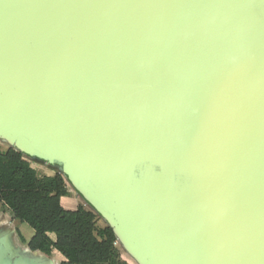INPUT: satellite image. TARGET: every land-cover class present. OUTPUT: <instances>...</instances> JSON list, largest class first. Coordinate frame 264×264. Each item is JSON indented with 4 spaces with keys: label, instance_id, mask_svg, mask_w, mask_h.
<instances>
[{
    "label": "water",
    "instance_id": "1",
    "mask_svg": "<svg viewBox=\"0 0 264 264\" xmlns=\"http://www.w3.org/2000/svg\"><path fill=\"white\" fill-rule=\"evenodd\" d=\"M151 48L140 99L129 59ZM0 132L64 155L144 264H264V0H0ZM148 159L191 184L141 194Z\"/></svg>",
    "mask_w": 264,
    "mask_h": 264
},
{
    "label": "trees",
    "instance_id": "2",
    "mask_svg": "<svg viewBox=\"0 0 264 264\" xmlns=\"http://www.w3.org/2000/svg\"><path fill=\"white\" fill-rule=\"evenodd\" d=\"M69 191L64 177H41L22 151L0 148V204L35 231L29 243L33 251L51 255L58 250L62 264H127L116 247L117 234L100 225L97 214L83 205L75 211L61 206ZM49 234L56 235L53 241Z\"/></svg>",
    "mask_w": 264,
    "mask_h": 264
},
{
    "label": "rangeland",
    "instance_id": "3",
    "mask_svg": "<svg viewBox=\"0 0 264 264\" xmlns=\"http://www.w3.org/2000/svg\"><path fill=\"white\" fill-rule=\"evenodd\" d=\"M157 50V48H151L149 54H145L144 52L149 51L144 49H134L131 53V57L129 59L130 64L132 66V73L134 74V80L131 87V94L138 95V98L141 99V95L144 94L152 76L154 75V71L156 69L158 58H155L154 51ZM159 51V50H158ZM129 98V99H128ZM130 99L133 101V103L130 102ZM125 101V103H123ZM114 108L119 112L120 115L124 114L127 116L128 120L132 119L134 122L138 121V114L132 112L130 110L135 109L134 105V98L133 97H115L113 102ZM123 103V105L121 104ZM144 126L145 131H154L156 134L161 135L163 132L168 133L172 130V127L175 125V119L171 115H161L156 116L153 119H147L145 122L141 123ZM17 139V140H15ZM15 148L17 150L24 151L25 153L29 152L28 148H25L22 137H17L12 132L5 133L0 132V148L2 151L7 150L8 148ZM25 148V149H24ZM30 153V152H29ZM44 157L36 155L37 160L36 163L39 162V164L42 167V170L40 172L41 175L47 178H53L57 174H61L64 179L67 180L68 174H66L67 170L65 166H68V160L65 158L64 155L55 154H43ZM162 161L159 162H153L148 161L142 162L141 166L139 167L138 171L140 172L139 176L136 174L137 179L135 182V185L139 189L140 187L143 189L141 191V194H150L152 191L151 189L155 190V194L157 196H162L163 192L162 189L159 190V188L163 187H175L177 186L179 188V191L182 190L184 187L191 184V178L188 174L181 173L178 170H175L174 167H171L167 165L168 167L163 166ZM41 169V168H40ZM40 171V170H39ZM49 175V176H48ZM192 176V175H191ZM211 179V178H209ZM70 180V178H69ZM186 181L188 183H186ZM215 181V180H213ZM194 182V181H193ZM209 183L211 184V181L209 180ZM151 187V188H150ZM69 188H72V192L69 191ZM67 189L70 194H74L78 196L79 199L84 200L85 197L83 196L81 190V186L75 182V185L73 186H67ZM80 189V190H79ZM159 190V192H158ZM81 192V193H80ZM177 193V194H176ZM179 192L172 193L171 196L169 195V199L171 200L170 203H167L164 201L165 205L167 206L171 204L172 206V213H169V216H167V219L174 220L176 219L175 213L173 211V205L175 204V199ZM166 201L169 200L166 197H163ZM97 204H99L96 201ZM162 202V204H164ZM142 204V203H141ZM166 212L168 211V208H166ZM98 211L102 210L101 213L103 214L102 219H100V225L105 226V223L109 224H116V222L110 217V214L108 211L101 209H97ZM116 234L120 238V245H118L119 255L121 257V260L124 261L127 264H135L137 260H135L138 256L137 253L134 251V243L129 235L130 232L126 229L125 226H115L116 228ZM139 258V257H138ZM144 261V260H143ZM146 262V261H145ZM140 264H144L143 262H140Z\"/></svg>",
    "mask_w": 264,
    "mask_h": 264
},
{
    "label": "crops",
    "instance_id": "4",
    "mask_svg": "<svg viewBox=\"0 0 264 264\" xmlns=\"http://www.w3.org/2000/svg\"><path fill=\"white\" fill-rule=\"evenodd\" d=\"M22 153L24 154L25 159L31 164V167L35 169L41 177H44L40 174L42 170L41 165L39 162H35L37 160L36 158L38 157H36V155L33 153H25L24 151H22ZM66 174H68L67 180L65 179L67 186L69 185L71 187L75 185V181L72 179L69 173ZM71 190L72 188H69L70 192L73 191ZM80 191L85 197L84 200L79 199L78 196L69 193L68 196L61 198V206L66 210L75 211L80 205H83L87 209L95 212L97 216L102 219V210L98 211L97 209L102 208L104 210V208L97 204L92 195L87 193L84 189L81 188ZM115 222L116 224L105 223V225H108L115 230L117 227H114L117 225L119 226V222ZM116 231L117 230H115V232ZM34 236L35 231L32 227L18 220L8 206L5 204H0V264H62L66 261L62 253L56 249L53 250L51 255L44 254L40 251H33L29 247V243ZM49 237L53 241H56L55 234H49ZM118 245H120V238L117 235V248ZM135 260H137L135 264H140L141 261L138 257Z\"/></svg>",
    "mask_w": 264,
    "mask_h": 264
}]
</instances>
